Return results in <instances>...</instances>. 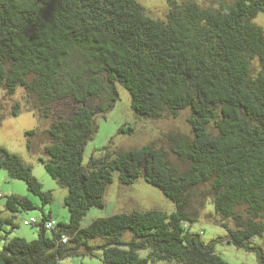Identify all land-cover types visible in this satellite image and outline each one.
<instances>
[{"label":"trees","instance_id":"1","mask_svg":"<svg viewBox=\"0 0 264 264\" xmlns=\"http://www.w3.org/2000/svg\"><path fill=\"white\" fill-rule=\"evenodd\" d=\"M168 1V19L161 20L149 16L138 0H0V87L9 94L24 87L39 102L34 111L40 108L44 116L60 100L80 104L67 118L52 121L39 156L68 188L69 220L57 222L45 214L25 223L38 225V236L6 239L0 264H58L97 251L106 264H231L216 252L220 242L255 252L264 264V249L253 241L264 235L258 220L264 214V28L254 22L264 13V0H218L215 8ZM118 83L141 116L190 109L192 133L171 136L172 152L189 162L188 169L172 163L155 144L116 157L109 151L93 154L85 162L95 118L106 116L119 100ZM94 97L101 99L95 107ZM23 106L30 109L17 103L13 113ZM28 149L34 150L31 138ZM0 168L24 180L44 205L54 200L32 166L5 146H0ZM116 170L126 184L143 175L175 202V210L133 209L84 224L92 208L106 205ZM207 183L215 212L237 226L223 222L227 235L210 241L190 227L199 218L190 196ZM6 205L14 213L35 207L15 194ZM241 205L248 218L238 212ZM6 222L12 219L0 217V229Z\"/></svg>","mask_w":264,"mask_h":264},{"label":"rangeland","instance_id":"2","mask_svg":"<svg viewBox=\"0 0 264 264\" xmlns=\"http://www.w3.org/2000/svg\"><path fill=\"white\" fill-rule=\"evenodd\" d=\"M144 7L145 12L156 19L167 20L170 11L168 0H138ZM183 4L190 0H177ZM205 7H216L218 0H192ZM233 1V0H228ZM254 22L264 28V13L261 12L254 19ZM260 68L258 60L254 61V74ZM120 93L119 100L115 106L103 116L99 114L95 118L97 129L86 145L85 162H88L94 154L101 156L106 151L111 153V157H116L131 148H141L148 144H155L163 148L171 162L186 170L190 166L189 162L180 159L172 152L174 140L171 136L192 133L191 124L188 121L190 109H182L178 114H172L169 110L163 112L160 118L145 117L137 114L132 107L131 94L126 87L118 83ZM101 101L100 97H94L91 106L95 107ZM28 104L30 109L23 106L21 110L14 114L15 104ZM38 100L28 93L22 86L9 94L4 87H0V146H5L11 152L18 154L33 169V174L43 184L45 190H50L54 196L51 203H43L42 198L28 189L27 183L10 175L9 171L0 168V190L3 192L0 197V217L11 218L12 222L4 223L0 229V251L4 247L6 239L14 237H24L28 240L38 236L40 227L38 225H26L25 220L33 218L41 221L45 214L51 215L57 222L69 220V210L65 205L64 198L68 194V188L62 186L47 171L39 156L43 154V145L49 141L47 129L53 120L69 115L80 106L72 98L60 100L51 107L50 115L44 116L38 108ZM133 127L132 132H125L121 127ZM36 130L34 135H28L27 131ZM31 138L34 150L28 149V140ZM41 139V140H40ZM104 147H108L104 150ZM113 181L108 185L104 199V207H94L89 211L84 220L87 224L89 220L96 216H106L113 213L132 211L133 209L149 210L160 209L171 213L176 208V204L158 186L148 182L141 175L135 182L122 183L119 178V171H114ZM210 184H203L194 190L190 196L191 208L199 211V218L190 225L194 232L202 234V238L210 241L219 236L227 235V229L221 225L223 222L230 227L236 228L233 218L223 220L216 212L215 206L210 200ZM15 194L29 198L35 204L34 208H21L14 213L7 205L8 196ZM204 199V205L200 204ZM238 212L244 218L250 216L247 207L241 205ZM258 220L264 222V214ZM254 243L264 249V235L256 236ZM216 252L221 254L231 264H259L255 252L237 248L228 242H220L216 245ZM102 252L97 251L94 256H68L58 264H106L102 259ZM159 264H173L161 261Z\"/></svg>","mask_w":264,"mask_h":264},{"label":"built area","instance_id":"3","mask_svg":"<svg viewBox=\"0 0 264 264\" xmlns=\"http://www.w3.org/2000/svg\"><path fill=\"white\" fill-rule=\"evenodd\" d=\"M3 195V193L0 191V197ZM34 221H36L34 218L33 219H31V220H26V222L25 223H31V222H34ZM53 225V222H50V223H48V227H51ZM67 239H68V237L67 236H63V240L64 241H67Z\"/></svg>","mask_w":264,"mask_h":264}]
</instances>
